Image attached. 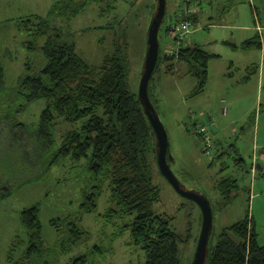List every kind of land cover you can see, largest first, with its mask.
I'll return each mask as SVG.
<instances>
[{
    "label": "rangeland",
    "instance_id": "1",
    "mask_svg": "<svg viewBox=\"0 0 264 264\" xmlns=\"http://www.w3.org/2000/svg\"><path fill=\"white\" fill-rule=\"evenodd\" d=\"M56 1L59 0H28V4L21 3L26 7L22 11L0 2V59L6 68L4 93L17 88L26 76V62L37 54L28 49L26 43L33 39L21 29V22L32 14L47 16ZM200 2L186 5L185 0H168L160 36L163 52H175L179 42L166 34V27L184 20L187 10L193 11L197 30L182 43L185 47L199 45L217 55L210 62L206 88L198 91L199 82L189 73L187 64L180 63L173 70L168 64H161L151 83L152 98L168 131L174 173L187 189L206 194L217 207L215 235L250 216L263 245L264 0ZM155 3L156 0H100L90 2L76 17H56L52 23L74 34L79 55L94 67L101 66L107 56L122 47L130 61V88L139 93ZM258 29H262L261 32ZM259 34L263 43L261 49L242 48L244 42ZM37 42L42 46L45 39ZM37 73L35 69L30 72L31 75ZM9 96L11 100L15 98V95ZM46 106L47 100L34 102L17 117L18 124L26 126V133L8 124L0 130V264H9L8 256L13 248L27 242L21 212L33 205L41 209L44 238L50 247H54L66 230L64 225L59 233L52 226L53 219L77 221L90 233L86 241L62 256L59 264H69L96 245L107 249L108 253L93 257L90 264L144 263L145 253L131 244V230L124 228L132 218L120 217L111 222L105 217L111 206L108 185L97 212L83 213L80 205L84 194L96 185L86 163L66 160L50 167L54 154L44 151L36 136ZM6 107L14 109L11 104ZM212 121L216 126L213 127ZM69 128L72 127L63 120L58 121L55 150ZM203 128L211 141L208 150L202 144L205 143L203 136L199 135ZM218 150L222 156L218 155ZM239 158L245 160L243 168L234 165ZM227 165L229 167L225 168ZM257 165L261 169L257 171L258 168L253 167L251 170ZM153 169L154 183L162 194L155 211L171 219V227L180 237L182 264H191L202 229L201 208L175 190L157 163ZM231 175L239 180L237 196L230 206L218 209L221 197L217 184ZM119 231L122 233L117 237Z\"/></svg>",
    "mask_w": 264,
    "mask_h": 264
},
{
    "label": "trees",
    "instance_id": "2",
    "mask_svg": "<svg viewBox=\"0 0 264 264\" xmlns=\"http://www.w3.org/2000/svg\"><path fill=\"white\" fill-rule=\"evenodd\" d=\"M99 1L59 0L47 16L31 15L21 22V29L30 33L33 39L27 41V47L37 54L26 62V76L16 89L8 90L9 93H4L6 68L0 59V130L8 124L26 133V126L18 124L17 117L34 102L47 100L36 136L42 149L54 154L50 167L66 160L78 164L85 162L87 171L96 182L85 192L80 210L83 213L97 212L108 185L111 206L105 217L111 222L120 217L132 218L124 228L131 230V244L145 253V262L141 264H182L180 237L172 229L171 219L155 211L162 198L161 189L153 177L157 139L138 93L130 88L128 56L119 47L105 58L101 66L94 67L79 55L74 34L66 33L52 23L56 17H76L90 2ZM195 2L201 3L200 0H185L186 5ZM194 19L197 22L196 16ZM170 27H166V34ZM39 39H45L42 46L37 42ZM262 46L258 35L244 42L242 48L261 49ZM216 57L198 45H182L174 54L165 53L161 48L157 70L165 63L178 61L187 64L189 73L199 82L200 92L206 88L210 62ZM171 66L169 69L173 70ZM33 69L38 73L31 75ZM9 95H15V98L11 100ZM150 95L152 98L151 86ZM152 101L155 104L153 98ZM8 104L14 109L6 107ZM59 120L73 129L69 128L62 136V144L55 150ZM199 135L205 140V135ZM218 155L222 156L220 150ZM244 163L245 160L239 158L235 159L234 165L243 168ZM253 167H257V171L261 169L260 165L252 166L251 170ZM238 181L231 175L218 182L216 188L221 197L218 209L233 203ZM213 207L216 212L214 203ZM51 222L59 233L61 227L66 226L54 247L46 244L40 207L25 208L21 212V223L28 239L17 249L13 248L8 256L9 264H59L62 256L70 254L74 247L89 238L90 233L77 221L53 219ZM121 233L119 231L117 237ZM258 236L250 216L225 227L218 235L214 231L208 264H264V244L259 242ZM107 253V249L96 245L69 264H90L93 257Z\"/></svg>",
    "mask_w": 264,
    "mask_h": 264
},
{
    "label": "water",
    "instance_id": "3",
    "mask_svg": "<svg viewBox=\"0 0 264 264\" xmlns=\"http://www.w3.org/2000/svg\"><path fill=\"white\" fill-rule=\"evenodd\" d=\"M153 8V17L147 34V52L138 95L156 135L157 163L160 172L181 196L197 203L202 211V229L191 264H208L211 240L215 230L213 203L206 194L187 189L174 173L171 167L174 159L170 152L168 131L150 95V86L156 73L161 53L160 33L167 15L168 0H156Z\"/></svg>",
    "mask_w": 264,
    "mask_h": 264
},
{
    "label": "built area",
    "instance_id": "4",
    "mask_svg": "<svg viewBox=\"0 0 264 264\" xmlns=\"http://www.w3.org/2000/svg\"><path fill=\"white\" fill-rule=\"evenodd\" d=\"M189 8V7H188ZM191 12H193L192 10H187V12H186V14H187V17L184 19V20H182L181 22H178V23H176V24H171L170 26V29H169V31H168V33H167V35L171 38V39H173V40H175V41H177V42H179V48L183 45L182 44V42H183V40L190 34V33H192L193 31H194V29H195V27H196V22H195V20H193L192 19V14H191ZM178 48V49H179ZM177 49V50H178ZM176 50V51H177ZM176 51L174 52V50H170V51H168L169 53H172V54H174V53H176ZM200 133H202L203 135H205V143H204V145H206V147H207V150L210 148V139L207 137V134H206V129L205 128H203L202 130H201V132Z\"/></svg>",
    "mask_w": 264,
    "mask_h": 264
},
{
    "label": "crops",
    "instance_id": "5",
    "mask_svg": "<svg viewBox=\"0 0 264 264\" xmlns=\"http://www.w3.org/2000/svg\"><path fill=\"white\" fill-rule=\"evenodd\" d=\"M0 2H2V3H4V4H6L7 5V7L9 8V4H12V5H14L15 6V9L16 10H20V11H22V10H24L26 7L24 6V5H22L21 3H23L24 2V4H28V0H0ZM6 2V3H5ZM57 2V1H56ZM54 5V4H53ZM52 5V6H53ZM52 8V7H51ZM51 10V9H50ZM50 10H49V12H50ZM48 12V13H49ZM32 15H38V14H32ZM31 16V15H30ZM28 18V17H27ZM197 23V22H196ZM197 25V24H196ZM197 29H194V31H196ZM259 30V32H261V30L262 29H258ZM260 35V34H259ZM183 44V43H182ZM185 44H183V46H184ZM199 46V45H198ZM203 48V47H202ZM209 53H211V52H209ZM211 54H213V53H211ZM216 55V54H215ZM180 63H183V62H178V61H176V62H174V63H172V62H170V63H165L164 65H167L168 64V66L169 65H173V69L175 68L176 69V66L177 65H179ZM212 125H213V127L214 126H216L215 125V123L212 121ZM263 169V168H262Z\"/></svg>",
    "mask_w": 264,
    "mask_h": 264
}]
</instances>
